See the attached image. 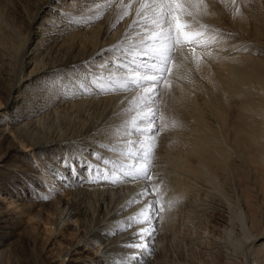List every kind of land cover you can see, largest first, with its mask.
<instances>
[{"label":"bare ground","instance_id":"1","mask_svg":"<svg viewBox=\"0 0 264 264\" xmlns=\"http://www.w3.org/2000/svg\"><path fill=\"white\" fill-rule=\"evenodd\" d=\"M205 2L196 22L219 41L177 49L171 87L156 105L164 112L153 183L172 206L153 218L143 242L154 254L139 250V264H264V0H238L252 28L234 23L232 0ZM137 6L123 21L112 7L80 26L63 13L90 14L89 0H0V184L18 193L15 206L0 207V264H118L137 254L125 245L141 242L140 226L127 222L142 206L129 201L143 184H112L87 170L100 163L94 154L111 157L101 145L114 143L134 93L90 86L89 94L78 79L88 65L100 71L92 62L125 39ZM230 173L240 194L250 177L254 207L225 191ZM180 217L205 234L178 229Z\"/></svg>","mask_w":264,"mask_h":264},{"label":"snow or ice","instance_id":"2","mask_svg":"<svg viewBox=\"0 0 264 264\" xmlns=\"http://www.w3.org/2000/svg\"><path fill=\"white\" fill-rule=\"evenodd\" d=\"M93 7L86 10L90 14L73 16L63 13L69 22L87 26L102 19L112 7L120 9L118 22L132 15L134 4L136 19L130 25L125 39L107 51L108 57L93 65L100 71H92L88 65L80 80V87L91 94L94 86L99 94L134 93L125 115L128 117L121 128L112 133L114 143L101 145L110 150L111 157L94 154L100 163H89L87 170L94 176L112 184L142 183L143 188L129 205L141 204L140 209L128 218L127 227L140 226L134 236L140 243L133 242L126 247L138 250L136 255L122 257L118 264H139L137 255L143 252L153 255L149 244L143 242L155 232L153 218L171 207V201H164L160 185L153 181L155 150L158 134L162 131L161 113L158 101L167 85L168 77L178 48H207L218 43L216 35H209L203 25L196 22V16L206 12L205 0L187 3L185 0H89ZM235 4L236 0H232ZM241 13L237 10L236 15ZM149 196L152 199H147ZM118 225V230H124ZM115 264V262H114Z\"/></svg>","mask_w":264,"mask_h":264},{"label":"rangeland","instance_id":"3","mask_svg":"<svg viewBox=\"0 0 264 264\" xmlns=\"http://www.w3.org/2000/svg\"><path fill=\"white\" fill-rule=\"evenodd\" d=\"M23 2H27V0H22ZM33 1L34 0H30V4H32L33 3ZM244 2L243 3H245V0H243ZM17 4H18V2L17 1H15ZM31 7V6H30ZM246 7V6H245ZM33 8V7H32ZM222 9H223V6H222ZM237 10H239V12L241 13L240 15H236V13H237ZM232 11L234 12V14H235V22L234 23H236V25L237 26H239L240 28H242V26H243V24H247L250 28H252L254 25H257L256 23H254L253 22V20L251 19V18H245V17H243L244 15H245V8L244 7H240L239 6V2H238V0H236V3L235 4H233V7H232ZM14 14V13H13ZM226 14H227V12H226ZM22 15V10H21V8H20V11H19V13H18V15L17 16H19L20 18H23V16H21ZM228 15V14H227ZM19 19V18H18ZM26 23V22H25ZM25 25V24H24ZM26 26V25H25ZM227 42H229V40H227ZM261 45H258V44H253V45H251V47H250V49H253L254 47H260ZM188 48H190L191 49V47H188ZM187 47H186V49H188ZM261 48H264V46H261ZM251 51V50H250ZM248 52V54L249 55H251V52ZM264 53V52H263ZM191 57L192 56H190L189 57V59L191 60ZM261 58V60H263L264 61V56H262V57H260ZM192 59H193V57H192ZM193 63H194V59H193ZM171 76H173L172 74H171ZM178 81H180V82H184L185 80H183V79H180V80H178ZM196 96H199V94H197ZM174 104V103H173ZM162 112H164V107H162L161 106V109H160V113L162 114ZM0 118L1 119H3V117H1L0 116ZM116 123H119L118 121H116ZM236 178H235V177ZM229 177H231L230 179H229ZM235 178V180H234V178ZM240 177H238V175H235V174H229L228 175V182L226 181L225 182V187H226V189H225V191L226 192H229V196H233L234 197V199H237V198H241V196L243 197V198H245L246 200H247V202H248V204L251 206V207H254V205L255 204H253V203H256V201H257V199H256V196L255 195H252V194H255V190H253L254 188H253V185L250 183V177L249 176H245L244 178H242V189H241V194H240V189L238 188V180L240 181L241 179H239ZM244 180V181H243ZM246 180V181H245ZM248 181H249V183H248ZM235 183V184H233V183ZM246 182V183H245ZM246 184V185H245ZM251 184V185H250ZM231 185V186H230ZM237 187H236V186ZM245 186V187H244ZM252 186V187H251ZM234 188H235V190H234ZM252 188V189H251ZM247 189V190H246ZM244 190V191H243ZM232 191H234V192H232ZM254 192V193H253ZM249 193V194H248ZM252 193V194H251ZM235 194V195H234ZM247 194V195H246ZM16 196H18V193H16V192H14L13 191V189H12V187L8 184L7 185V183L6 182H4L3 184H0V207H4V204L5 205H8L9 207H13V206H15L14 204H11L12 203V201H11V199L12 198H14V197H16ZM240 196V197H239ZM232 197V198H233ZM246 197H248V199L246 198ZM249 200V201H248ZM251 202V203H250ZM183 217V216H182ZM181 218V217H180ZM178 219V224L176 225L177 226V228L178 229H183L184 228V226L182 225L183 224V221L185 220V218H181V219ZM193 220V221H192ZM188 221H190L189 223H188ZM192 221V222H191ZM190 223H191V225H190ZM193 223V224H192ZM180 224V225H179ZM197 225V226H196ZM191 226L193 227V226H195L194 228H191ZM202 226V227H201ZM185 227L186 228H184L183 229V231L186 233V231H189V234H205L204 233V226L202 225V224H200V222H197L196 220H195V222H194V219L192 218L191 220H187L186 219V221H185ZM199 227V228H198ZM203 228V229H202ZM42 229H44V227H41V231H42ZM187 229V230H186ZM195 231H194V230ZM192 230V231H191ZM199 231V232H198ZM198 232V233H197ZM202 232V233H201ZM238 232V231H237ZM42 233V232H41ZM233 236H234V238L236 239V235H232V236H230L231 237V240H235L234 238H233ZM230 237L228 236H226V239L227 240H229L230 241ZM71 239L72 238H68V239H66V242H70L71 241ZM63 245H65V244H63Z\"/></svg>","mask_w":264,"mask_h":264}]
</instances>
